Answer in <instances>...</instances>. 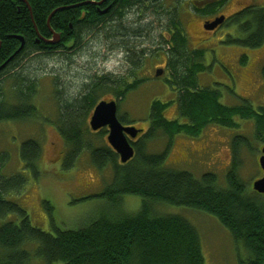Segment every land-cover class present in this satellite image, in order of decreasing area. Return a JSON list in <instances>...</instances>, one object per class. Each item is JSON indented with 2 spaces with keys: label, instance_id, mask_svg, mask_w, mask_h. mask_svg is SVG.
Wrapping results in <instances>:
<instances>
[{
  "label": "trees",
  "instance_id": "16d2710c",
  "mask_svg": "<svg viewBox=\"0 0 264 264\" xmlns=\"http://www.w3.org/2000/svg\"><path fill=\"white\" fill-rule=\"evenodd\" d=\"M25 1L0 0V66L4 64L0 68V122H28L35 117L30 99L36 82L24 74L31 63L30 71L37 74L32 60L55 55L60 56L61 62L71 63V54L56 51L60 49L59 43L35 42L37 34L49 39L50 29L63 31L62 40L73 38V51L77 54L84 50L88 38L96 39L98 46L112 52L125 49L122 72L127 77L99 78L93 74L71 103L65 98V84H57V104L61 109L57 131L69 147L68 161L88 151L90 162L97 169L110 165L111 182L100 193L87 198H104L114 210H103L78 228H56L55 234L33 226L26 210L5 196L24 187V169H29L33 176L40 175V144L33 137L21 143V168L16 171H7L12 159L9 152L0 150V264H205L197 228L183 215L162 209L169 205L213 216L235 243L249 253L248 259H238L237 264H263L264 197L248 188L239 174L242 154L247 156L256 151L249 145L248 136L232 137L234 162L222 183L212 172L197 178L188 171L166 165L167 148L159 153L147 152L144 141L153 140L159 132L169 139L177 134L197 137L209 125L235 129L240 125L237 120H250L253 126L250 138L254 144L261 143V149L264 106L255 108L248 100L235 106L223 105L219 91L199 85L198 74L208 68L204 50L198 47L201 43L194 49L188 47L179 15L177 21L176 12L167 8L165 1L114 0L115 8L102 13L92 4L100 0ZM226 1L207 0V4H212L206 6L207 16L215 14ZM142 9L149 16L148 22L140 17ZM228 23L234 24L243 37L228 36L226 42L252 50L264 46V6L248 4L229 16L224 24ZM168 26L173 30L165 35L161 31ZM18 37L24 38L23 44ZM153 46L167 55L168 74L162 81L178 91L177 109L184 121L165 117L170 101L153 100L149 125L142 134L144 141L136 143L134 157L122 164L111 148L97 143L94 135L102 133L99 130L93 133L85 118L99 102L97 96L103 90H111L120 101L146 80L138 76V71ZM246 59V55L240 58L241 62ZM260 67L264 79V63ZM5 75L13 80L8 96L2 90ZM125 117L123 114L119 118L123 124ZM127 194L139 196L141 203L137 211L124 214L119 211V203ZM45 207L50 211L47 201Z\"/></svg>",
  "mask_w": 264,
  "mask_h": 264
},
{
  "label": "rangeland",
  "instance_id": "374dc122",
  "mask_svg": "<svg viewBox=\"0 0 264 264\" xmlns=\"http://www.w3.org/2000/svg\"><path fill=\"white\" fill-rule=\"evenodd\" d=\"M168 2L166 7L172 11L175 6L173 0H168ZM183 2L184 4L187 2L191 7L198 6V3L193 5L194 1L191 0H183ZM248 4L264 6V0H227L221 6L222 8L211 17L216 18L218 13L229 17ZM180 5L183 9L182 3ZM190 15L194 17L193 14ZM195 19L196 25L193 27L186 25L184 20H180L190 37L189 39L187 36L191 49L194 48L195 38L201 37L198 31L199 26L204 24L203 19ZM242 35L243 33L230 23L224 24L214 32L207 29V36H204L207 40L202 41L203 44L198 47L204 50V62L208 68L198 74V80L201 87L219 91V100L223 105L235 106L248 100L256 108L264 106V79L260 67L264 63V46L261 49L252 50L226 42L228 36L240 38L243 37ZM90 40L89 38L85 40L84 50L80 53L68 52L71 54V63L61 62L60 56H57L59 67H49L43 57L39 60H32L33 65L35 63L34 70L37 71V74L34 72V75L29 77L36 82L35 93L30 99L35 108V117L28 122H13V120L0 122V148H6L0 150L9 152L12 159L7 171H16L21 168L19 149L23 141L28 137H33L40 144L41 155L38 164L40 175L33 176L29 169H24L22 171L24 172L22 177L26 180L24 187L20 192L11 191L5 198L16 201L24 208L33 226L51 234H55L56 228H78L100 212L102 213L103 210H114L104 198H87L100 193L110 183L112 178L110 165L102 170L97 169L90 162L88 151L68 161L69 147L57 131L61 124V109L57 104V84L64 85L69 76L97 75L96 69H98L99 61L107 59L113 53L105 46H98L96 39ZM149 50L148 56L144 58L141 69L138 71V76L146 80L136 89L128 92L119 103L120 114L126 112L124 125H132L143 131L148 128L150 105L156 99L163 102L170 101L165 111L167 119L178 117V120L184 121L177 109L178 91L162 81L167 74L163 76V72L159 77L154 75L157 68H164V64L168 63L167 55L156 49V46ZM243 55H246L247 59L241 62L240 58ZM84 56L88 59H82ZM31 65L27 67L31 68ZM122 71L121 65L116 73H105L104 75L111 78L117 76L126 78L127 75H124ZM129 78L126 79L128 82L131 81ZM12 83L13 80L7 78L2 86L6 96L10 95L9 89ZM109 91V89L103 90L101 95L98 94L97 100L111 98ZM90 114L91 110L85 118L88 128ZM237 122L240 125L235 129L209 125L197 137L177 134L169 139L159 132L153 140L145 142L140 137L135 142L144 141V148L147 152L159 153L167 148L166 165L177 170L188 171L197 178L206 172H212L222 183L226 172L234 162L231 149L232 137L237 134L248 136L249 145L256 151L247 156L242 154L239 174L247 187L251 189L252 182L261 174L257 162L261 143L254 144L250 138L253 132L252 121L237 120ZM99 135H94L97 143L105 144L106 132ZM116 160L119 161L118 156ZM7 174L10 175L11 172ZM12 177L5 176V178ZM45 201L50 204V211L46 209ZM140 203L139 196L124 195L119 203V211L124 214L135 212L140 207ZM168 207H162V209L169 213L183 215L197 228L205 264H237L238 259L249 258V253L241 244L235 243L227 229L213 216L182 207L171 205ZM52 264L64 263L54 262Z\"/></svg>",
  "mask_w": 264,
  "mask_h": 264
},
{
  "label": "water",
  "instance_id": "95a60500",
  "mask_svg": "<svg viewBox=\"0 0 264 264\" xmlns=\"http://www.w3.org/2000/svg\"><path fill=\"white\" fill-rule=\"evenodd\" d=\"M224 19L225 17L221 15L216 17L213 21H207V23L204 25V28L212 30L222 24ZM47 23L49 24V18ZM49 42L55 41L49 40ZM2 66H0V68H2ZM156 74L161 75L162 69H157ZM90 126L93 130H97L104 126L108 127L107 140L110 146L119 155L120 161L122 163L129 161L133 157L134 149L129 143L127 136L134 138L141 131V129H137L134 126H124L119 121L117 117V104L114 100H102L95 106L90 120ZM258 162L263 174L260 178L253 181L252 188L257 193H260L264 196V146L261 149V155L258 159Z\"/></svg>",
  "mask_w": 264,
  "mask_h": 264
},
{
  "label": "flooded vegetation",
  "instance_id": "af4514ba",
  "mask_svg": "<svg viewBox=\"0 0 264 264\" xmlns=\"http://www.w3.org/2000/svg\"><path fill=\"white\" fill-rule=\"evenodd\" d=\"M156 1H157V3L158 2L160 3V1H162V2L165 1L167 4H169L168 0H156ZM177 1H178V3H177ZM191 1H194L193 2V5H195L196 3H198V6L197 7H191L187 2L184 4L183 0H173V3H174L175 6L172 8V10H174L176 12V17H177V13H178L180 20H184L186 22V25H188V26H192L193 27V25H196V22H195L196 19L195 18L203 19L202 22L204 21V24L202 23L199 26V28H198V31L200 32L201 37L200 38H195L194 37L196 39L195 40L196 42H194V47H195L196 44H199L202 41H206L207 40V38L204 37V36H207V29L204 28V25H205V23L208 20L207 12L205 11V9L207 8L206 6L212 5V4L211 3L210 4H207V0H191ZM210 1L216 2L218 0H210ZM114 2H115L114 0H100V1H94V2H92V4L95 5V9L98 12H101L102 13V12H107L110 9H114L115 8ZM104 3H107V5L102 9L101 8V5L104 4ZM179 3H182V5L184 6L183 9H181V5L179 7V5H178ZM17 7H19V6L17 5ZM28 7H30V6H28ZM185 7H187V8H185ZM84 13H85V10L81 11V17L84 16ZM190 14H193L194 17H192ZM146 16L147 15H145V13L143 12V9H142V11L140 13L141 19L143 18L146 21L149 20V19L146 18ZM176 20L178 21V17H177ZM71 27H72V24L69 23V29L70 30H71ZM184 29H185V27H184ZM171 30H173V28L168 26V28L162 29L161 32L166 35ZM212 31L214 32L215 30L213 29ZM185 32H186V29H185ZM186 34H187V32H186ZM63 36H64V32L63 31H58L57 32V31H54V30H51L50 29V37H49V39L46 38V37H43V36H41L39 34H37V36L35 38V42L36 43L44 42V43H50V44L59 43L58 48H60V49L56 48V49H58L56 51H64V52H67V53L68 52H73L74 47H75L74 39L73 38L72 39L70 38L68 40H65V39L62 40L63 39L62 38ZM187 36L190 39V37H189L188 34H187ZM18 38H19L21 44H23L24 38L23 37H18ZM49 40H53L55 42H49ZM201 44H203V43H201ZM0 45H1V41H0ZM188 47H189V45H188ZM158 69H163V72H164L163 76L166 75V74H168V70H167L166 63L164 64V68H158ZM95 76L100 78L101 75H95ZM111 95H112V93H111ZM112 97L115 98L114 95H112ZM141 135H142V132L141 133H138V135L135 137V139L134 138L133 139L129 138V139L131 141L137 140V139H139L141 137Z\"/></svg>",
  "mask_w": 264,
  "mask_h": 264
},
{
  "label": "clouds",
  "instance_id": "9594fccd",
  "mask_svg": "<svg viewBox=\"0 0 264 264\" xmlns=\"http://www.w3.org/2000/svg\"><path fill=\"white\" fill-rule=\"evenodd\" d=\"M127 52L125 49L120 48L114 50V52L108 56L107 59L99 61L98 69H96L97 75H104L105 73H116L117 70L121 67L122 64L126 63ZM43 59L47 62L49 67H59V62L57 60V56H46ZM82 59L87 60L88 57L84 56ZM24 74L29 76L30 78L34 75L32 71H30V67H26L24 70ZM55 75V73H52ZM89 76L88 75H77V76H69L65 81V98L69 103H71L78 94L82 91L83 86L88 84Z\"/></svg>",
  "mask_w": 264,
  "mask_h": 264
},
{
  "label": "bare ground",
  "instance_id": "6f19581e",
  "mask_svg": "<svg viewBox=\"0 0 264 264\" xmlns=\"http://www.w3.org/2000/svg\"><path fill=\"white\" fill-rule=\"evenodd\" d=\"M221 8H222V7H220L219 9H221ZM224 23H225V22L222 23V26L224 25ZM215 30H216V28H215ZM190 49H191V48H190ZM192 49H194V48H192ZM156 72H157V70L155 71V74H154V75H155L156 77H159L160 75H157Z\"/></svg>",
  "mask_w": 264,
  "mask_h": 264
}]
</instances>
